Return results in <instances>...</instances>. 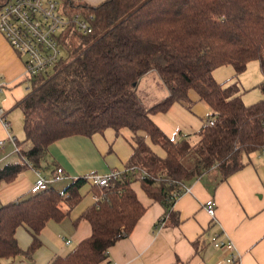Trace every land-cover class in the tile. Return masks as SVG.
Instances as JSON below:
<instances>
[{"label": "trees", "instance_id": "16d2710c", "mask_svg": "<svg viewBox=\"0 0 264 264\" xmlns=\"http://www.w3.org/2000/svg\"><path fill=\"white\" fill-rule=\"evenodd\" d=\"M61 2L66 12L91 14L92 32L70 26L59 38L63 56L46 74L29 80L30 90L18 102L24 134L15 139L19 160L0 168V181L13 179L28 161L39 166L49 144L60 138L128 128L134 144L119 178L102 188L90 184L88 191L99 199L73 221L85 218L90 234L48 263L111 264L109 246L128 236L146 209L132 182L139 181L144 193L163 206L159 221L168 215L176 224L172 192H182L186 181L213 167L224 179L244 165V156L264 148V97L244 103L237 83L252 59H258L264 74V0ZM229 64L231 80L217 81L213 70ZM150 70L157 71L168 94L146 108L135 86ZM190 90L210 113L194 141L169 137L151 114L174 102L190 106ZM146 137L163 148V157ZM189 154L193 157L185 165L182 159ZM88 183L86 175L77 176L61 191L48 186L0 205V258L23 253L30 259L40 245L41 228L49 219L67 216ZM21 225L32 236L25 250L15 237Z\"/></svg>", "mask_w": 264, "mask_h": 264}, {"label": "crops", "instance_id": "0c3cea01", "mask_svg": "<svg viewBox=\"0 0 264 264\" xmlns=\"http://www.w3.org/2000/svg\"><path fill=\"white\" fill-rule=\"evenodd\" d=\"M81 1L96 5L103 0ZM23 73V57L0 33V107L9 123L6 130L0 122V139H5L0 147V168L19 160L13 143L6 136L10 133L17 139L10 125L14 112L17 110L23 118L18 102L30 90L29 80ZM213 74L216 78V72ZM139 83L142 98L138 97L146 108L168 94L155 70L143 74L136 85ZM153 88L158 90L154 91ZM188 94L192 101L190 106L174 102L167 110L151 114L152 120L169 137L186 136L191 140L197 136L210 113L208 105L199 99L195 91L190 90ZM145 141L159 156L165 155L161 146L153 144L148 137ZM133 144V133L125 127L118 131L107 128L91 136H66L49 144L39 166L41 173L49 180L55 174L56 167L62 168L63 176H67L68 180L59 184L61 189H57L54 181L48 182V186L55 184L52 187L61 191L77 176L123 169ZM243 162L241 168L224 179L213 167L186 181V190L172 205V211L179 220L176 224L170 221L168 215L159 221L164 213L163 206L144 193L139 181L132 182V188L146 209L130 234L109 246L108 259L111 264H227V250L216 248L209 242V236L216 231L221 233L222 238L232 241L234 250L239 253L237 264H264V153L244 156ZM35 179L36 173L28 166L13 179L0 181V205L27 195ZM85 185L87 197L84 198V195L67 216L59 221L49 219L41 228L38 234L40 245L30 259L20 253L14 257L0 258V264H48L55 256L65 255L87 237L91 232L89 222L82 217L73 222L85 207L93 203L88 193L90 183ZM208 198L215 201L214 217H210L203 207ZM84 199L86 201L83 202ZM15 237L23 250L32 239L31 233L23 225L17 227Z\"/></svg>", "mask_w": 264, "mask_h": 264}, {"label": "built area", "instance_id": "2783aa9c", "mask_svg": "<svg viewBox=\"0 0 264 264\" xmlns=\"http://www.w3.org/2000/svg\"><path fill=\"white\" fill-rule=\"evenodd\" d=\"M91 20V14L66 12L59 0H0V33L9 45L23 57V74L28 80L39 74H46L63 56L64 48L59 38L70 26L82 34H88L93 29ZM1 85L2 82H0ZM0 122L7 130L9 123L1 107ZM208 123L212 124L213 120L208 119ZM6 139L12 142L16 149L15 137L7 133ZM4 142L5 139L1 138L0 147ZM263 153L264 148L261 149V154ZM28 164L36 173V179L29 187L30 193L45 189L49 181L63 176L62 168L56 167L55 174L49 180L41 173L40 166L29 161ZM121 172L122 169H113L107 173H93L86 176L90 184L102 188L108 186L112 180L119 178ZM182 192H172L171 195L177 198ZM88 193L93 202L98 201L97 193L91 190ZM203 207L210 217L215 216L213 198L206 199ZM208 239L214 247L227 250L225 257L227 264L239 263V253L234 250L230 239L222 238L218 231L213 232ZM65 242L67 243L68 240Z\"/></svg>", "mask_w": 264, "mask_h": 264}, {"label": "rangeland", "instance_id": "374dc122", "mask_svg": "<svg viewBox=\"0 0 264 264\" xmlns=\"http://www.w3.org/2000/svg\"><path fill=\"white\" fill-rule=\"evenodd\" d=\"M61 3V0H59ZM216 72L217 77L215 78L217 81H229L231 80L232 76L234 75V68L232 65H222L213 70V73ZM214 76V74H213ZM157 79V78H156ZM237 83L239 86V89L241 91V98L244 103L251 104L261 98L264 97V74L262 73L259 65L258 59H252L247 62L246 68L237 75ZM141 88V84L135 86V91L138 94L140 98H142V94H139V89ZM154 91L158 90L157 88H153ZM10 125H11V131L16 136L18 140L23 139V129H22V118L20 117V114H18L17 110L14 112L10 119ZM197 139V136L192 138L191 141H194ZM25 144H23L24 146ZM22 146V145H21ZM193 157L192 154H189L188 156H185L182 159V162L185 165H188V162ZM64 179V180H63ZM68 180L67 176H62L59 179L54 180L55 186H57V189H61L60 185L61 182ZM51 185V186H54ZM87 185L83 187V191L86 192ZM29 192L27 193V195ZM24 195H21L22 197ZM26 196V194H25ZM87 197V193L85 194L84 198ZM86 201V199L83 200V202Z\"/></svg>", "mask_w": 264, "mask_h": 264}]
</instances>
